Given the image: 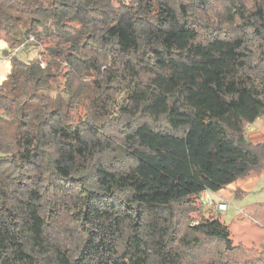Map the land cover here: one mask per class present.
Listing matches in <instances>:
<instances>
[{"label": "trees", "instance_id": "trees-1", "mask_svg": "<svg viewBox=\"0 0 264 264\" xmlns=\"http://www.w3.org/2000/svg\"><path fill=\"white\" fill-rule=\"evenodd\" d=\"M116 3L0 0V264H264L200 200L264 171V0Z\"/></svg>", "mask_w": 264, "mask_h": 264}, {"label": "rangeland", "instance_id": "rangeland-1", "mask_svg": "<svg viewBox=\"0 0 264 264\" xmlns=\"http://www.w3.org/2000/svg\"><path fill=\"white\" fill-rule=\"evenodd\" d=\"M123 1L126 4H136L141 3L143 0ZM116 5H119V0H117ZM4 47H6V43L3 40H0V53ZM38 50V48H33L28 52L23 51L21 56L24 57L27 55L28 59L33 58L37 55ZM1 62H4V66L6 67L0 72V79L5 76L6 70H8L9 59L1 57L0 65ZM54 95H56V92H54ZM250 127L251 123L247 125V132ZM235 193L236 197L228 201V209L226 211L217 210L216 204L219 201H216L214 197V204L203 205V209H205L206 212L208 210L219 215L221 220L228 225L232 242L235 246L242 244L257 251H263L264 243L261 241L264 239V203L257 204V199L261 198L263 199L261 202H264V189L259 187L250 195L241 194L237 191H235Z\"/></svg>", "mask_w": 264, "mask_h": 264}, {"label": "crops", "instance_id": "crops-1", "mask_svg": "<svg viewBox=\"0 0 264 264\" xmlns=\"http://www.w3.org/2000/svg\"><path fill=\"white\" fill-rule=\"evenodd\" d=\"M6 67L4 66V62H1L0 65V72H2V69ZM10 69V61L8 64V70H6V74ZM5 74V76H6ZM0 79V83L5 78ZM249 138L252 141H264V116L259 117L256 121L251 123V127L249 128V131L247 132ZM264 171L258 175L249 176L245 179H238L234 181L233 183L227 185L225 188L220 189L217 192L212 193V196L216 201H228L232 198L236 197L235 191L239 190L241 194L250 195L255 192V190L259 187L264 189ZM239 194V193H238ZM238 197V196H237ZM263 199H257V204H262L264 202H261ZM264 243L263 241H261Z\"/></svg>", "mask_w": 264, "mask_h": 264}, {"label": "built area", "instance_id": "built-area-1", "mask_svg": "<svg viewBox=\"0 0 264 264\" xmlns=\"http://www.w3.org/2000/svg\"><path fill=\"white\" fill-rule=\"evenodd\" d=\"M200 200L203 203V205L214 204L212 193L208 190H205L201 193ZM216 207L218 211H226L228 209V203L227 201L221 200L217 202Z\"/></svg>", "mask_w": 264, "mask_h": 264}]
</instances>
